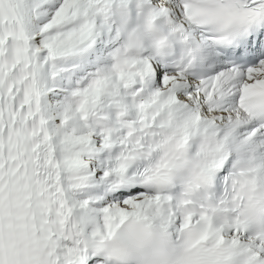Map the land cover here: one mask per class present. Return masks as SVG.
<instances>
[{
	"label": "snow or ice",
	"instance_id": "obj_1",
	"mask_svg": "<svg viewBox=\"0 0 264 264\" xmlns=\"http://www.w3.org/2000/svg\"><path fill=\"white\" fill-rule=\"evenodd\" d=\"M0 264H264V0H0Z\"/></svg>",
	"mask_w": 264,
	"mask_h": 264
}]
</instances>
